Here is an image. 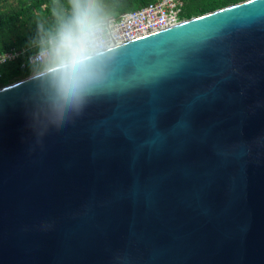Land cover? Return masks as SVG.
<instances>
[{"label":"water","instance_id":"obj_1","mask_svg":"<svg viewBox=\"0 0 264 264\" xmlns=\"http://www.w3.org/2000/svg\"><path fill=\"white\" fill-rule=\"evenodd\" d=\"M59 119L0 87V264H264V0L105 50Z\"/></svg>","mask_w":264,"mask_h":264},{"label":"clouds","instance_id":"obj_2","mask_svg":"<svg viewBox=\"0 0 264 264\" xmlns=\"http://www.w3.org/2000/svg\"><path fill=\"white\" fill-rule=\"evenodd\" d=\"M55 26L43 32L34 73L46 77L59 119L79 112L103 80L98 62L106 50L111 13L103 0H53Z\"/></svg>","mask_w":264,"mask_h":264},{"label":"trees","instance_id":"obj_3","mask_svg":"<svg viewBox=\"0 0 264 264\" xmlns=\"http://www.w3.org/2000/svg\"><path fill=\"white\" fill-rule=\"evenodd\" d=\"M157 0H103L118 19L124 13ZM242 0H183L180 17L187 19ZM68 8V0H59ZM53 0H0V52L39 43L43 32L55 26ZM40 47V46H38ZM40 65L20 67V60L0 64V87L35 73Z\"/></svg>","mask_w":264,"mask_h":264},{"label":"built area","instance_id":"obj_4","mask_svg":"<svg viewBox=\"0 0 264 264\" xmlns=\"http://www.w3.org/2000/svg\"><path fill=\"white\" fill-rule=\"evenodd\" d=\"M182 6L183 0H157L128 11L118 19L110 18L105 33L106 49L184 20L180 17ZM38 46L40 42L0 52V64L20 60L21 68L38 65Z\"/></svg>","mask_w":264,"mask_h":264},{"label":"rangeland","instance_id":"obj_5","mask_svg":"<svg viewBox=\"0 0 264 264\" xmlns=\"http://www.w3.org/2000/svg\"><path fill=\"white\" fill-rule=\"evenodd\" d=\"M40 65V64H39Z\"/></svg>","mask_w":264,"mask_h":264}]
</instances>
